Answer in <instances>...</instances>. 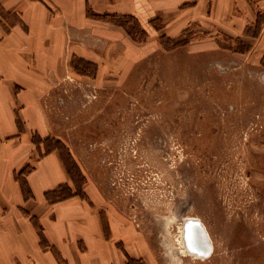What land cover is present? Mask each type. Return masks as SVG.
Masks as SVG:
<instances>
[{
  "label": "rangeland",
  "instance_id": "374dc122",
  "mask_svg": "<svg viewBox=\"0 0 264 264\" xmlns=\"http://www.w3.org/2000/svg\"><path fill=\"white\" fill-rule=\"evenodd\" d=\"M263 22L260 8L249 33ZM189 39L112 78L69 76L50 101L53 147L78 193L87 182L146 238L149 264H264V54ZM186 217L209 257L184 252Z\"/></svg>",
  "mask_w": 264,
  "mask_h": 264
},
{
  "label": "crops",
  "instance_id": "0c3cea01",
  "mask_svg": "<svg viewBox=\"0 0 264 264\" xmlns=\"http://www.w3.org/2000/svg\"><path fill=\"white\" fill-rule=\"evenodd\" d=\"M260 8L264 0H0V264H149L132 223L87 182L76 191L53 147L51 97L69 76L112 78L187 38L227 53L239 52L223 40H246V56L263 55L264 22L248 31Z\"/></svg>",
  "mask_w": 264,
  "mask_h": 264
},
{
  "label": "water",
  "instance_id": "95a60500",
  "mask_svg": "<svg viewBox=\"0 0 264 264\" xmlns=\"http://www.w3.org/2000/svg\"><path fill=\"white\" fill-rule=\"evenodd\" d=\"M264 81V74L261 76ZM184 236L188 250L200 258L209 257L212 245L204 229L198 222H189L184 225Z\"/></svg>",
  "mask_w": 264,
  "mask_h": 264
},
{
  "label": "bare ground",
  "instance_id": "6f19581e",
  "mask_svg": "<svg viewBox=\"0 0 264 264\" xmlns=\"http://www.w3.org/2000/svg\"><path fill=\"white\" fill-rule=\"evenodd\" d=\"M183 222H184V225L186 226V224H188L189 222H198V223H200L196 218H188V217H186V218H183ZM200 225H201V223H200ZM202 226V225H201ZM184 228V227H183ZM202 228H203V226H202ZM204 229V228H203ZM204 232H205V234L207 235V233H206V231H205V229H204ZM182 234H183V242H182V245H184L185 246V250H184V252L186 253V254H188V255H191V256H195V257H197L196 256V254H193L192 252H190L189 250H188V248H187V246H186V242H185V236H184V230H183V232L181 231V237H182ZM208 237V236H207ZM211 243V242H210Z\"/></svg>",
  "mask_w": 264,
  "mask_h": 264
},
{
  "label": "flooded vegetation",
  "instance_id": "af4514ba",
  "mask_svg": "<svg viewBox=\"0 0 264 264\" xmlns=\"http://www.w3.org/2000/svg\"><path fill=\"white\" fill-rule=\"evenodd\" d=\"M197 219V218H196ZM198 220V219H197ZM199 221V220H198ZM183 227H184V222H183ZM205 231H206V229H205ZM182 232H183V229H182ZM206 233H207V231H206ZM208 235V234H207ZM209 237V236H208ZM210 239V238H209ZM182 242H183V234H182ZM211 241V240H210ZM184 243V242H183ZM184 246V245H183ZM184 248H185V246H184Z\"/></svg>",
  "mask_w": 264,
  "mask_h": 264
}]
</instances>
